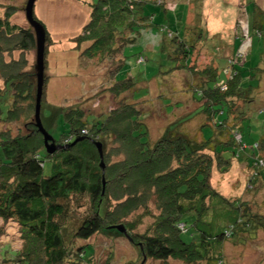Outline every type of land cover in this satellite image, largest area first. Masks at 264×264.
<instances>
[{"label":"trees","instance_id":"1","mask_svg":"<svg viewBox=\"0 0 264 264\" xmlns=\"http://www.w3.org/2000/svg\"><path fill=\"white\" fill-rule=\"evenodd\" d=\"M155 6L168 10L158 0L93 1L89 22L73 39L75 48L88 43L82 57L113 61L124 56L125 48L145 42L144 32H161L159 47L175 64L166 73L188 70L197 77L199 82H192L190 89L198 107L153 140L143 113L134 104H120L102 118L79 105L72 106L65 110L68 129L55 139L60 147L54 154L46 151L43 135L34 124L36 75L30 56L36 50L35 32L30 25L13 21L18 12L14 5H7L0 15V98L8 106L5 113L0 105V120L7 125L24 124L17 133L0 130V218L4 223H17L22 239L20 249L12 250L9 245L1 248L9 264L91 263L94 249L90 256L87 249L92 244L77 246L76 242L103 232L126 236L139 250V264L147 259L226 264L225 243L237 234L249 235L256 222L264 223L252 214L248 202L222 194L212 183L214 169L227 174L237 158L252 169L247 186L264 185V151L247 158L236 153L226 156L234 146L264 150V138L248 145L242 135L243 123L249 117L247 103L256 98V89L252 84L243 86L239 62L231 63L237 53L235 45L232 59L228 58L222 68L228 72L233 64L232 73L220 82L221 68L208 65L201 72L195 68L196 46L193 50L190 43L197 39L187 37L188 28L178 31V26L167 33L155 23ZM258 35H264L262 22L251 25L250 36L254 39ZM241 39L236 41L241 43ZM167 42L172 50L166 49ZM50 45L47 30L46 71ZM138 63L144 64L145 58L138 57ZM123 64H118V71ZM125 79L117 82L123 87ZM127 80L128 89L137 85L132 77ZM49 82L50 75H45L42 107ZM257 86L258 90L260 82ZM169 100L172 109L165 112L172 114L179 106ZM55 110L45 117L49 127L42 117L48 131L55 125L59 113ZM198 115L203 120L199 136L188 137L181 132V124ZM206 128L212 129L210 136ZM81 137L83 140L73 145ZM95 142L103 144L104 168ZM46 161L50 162L48 173ZM85 196L89 212L73 229L72 202L83 208ZM148 217L153 220L148 227L143 232L136 230L138 221L142 224ZM118 225L126 232L114 227Z\"/></svg>","mask_w":264,"mask_h":264},{"label":"rangeland","instance_id":"2","mask_svg":"<svg viewBox=\"0 0 264 264\" xmlns=\"http://www.w3.org/2000/svg\"><path fill=\"white\" fill-rule=\"evenodd\" d=\"M96 0H37L35 14L46 26L51 35V45L48 48V67L46 75H50V82L46 86L45 101L42 107V117L53 115V109L58 111L55 125L49 132L58 140L63 132L68 129L64 121L65 110L79 105L90 115L96 118L119 107L120 104L131 103L143 113L144 121L149 127L150 137L158 139L168 129V126L177 120L189 116L198 107L192 98V82L196 76H191L188 70L178 73H166L175 64L166 58L164 50L159 47L163 33L144 32L143 40L134 46L125 48L122 55L116 56L112 61L86 59L82 57L88 43L75 48V37L82 33L89 22L92 13V3ZM157 1V0H151ZM166 9L160 6L153 7L156 24L162 25L165 32L187 29V37H194L190 45L194 51L193 64L200 72L208 65L221 68L219 81H225L229 71L222 69L228 58H231L233 46L237 50L231 63H238L243 70L245 87L250 84L256 89V98L247 103L248 118L244 121L242 135L248 145L257 143L264 138V73L259 72L264 67L255 69L259 62H264V35L250 36L251 25L262 22L264 24V0H158ZM27 0H0V15L4 14L7 5H14L18 12L13 16V21L19 25L28 26L25 16ZM183 31L182 33H185ZM190 32V33H189ZM193 33V35H191ZM242 37L241 43L236 41ZM246 37V38H244ZM74 42V43H73ZM166 49L172 50L167 42ZM241 53V54H239ZM84 54V53H83ZM145 58L144 64L138 63V57ZM240 56V58H239ZM125 57V58H124ZM241 59V60H239ZM31 63L36 61V50L30 56ZM125 62L120 71L118 64ZM187 72V73H186ZM199 72V73H200ZM195 73V72H194ZM196 74V73H195ZM254 76V77H251ZM128 77L136 82L135 87L128 89ZM127 78V79H125ZM125 79L123 87L117 80ZM261 79V80H260ZM260 82V88L257 85ZM0 86L2 84L0 83ZM226 90V88H223ZM3 97V96H2ZM179 107H174L172 114L167 113L172 109L171 102ZM3 112L8 106L0 98ZM195 108V109H194ZM62 112V113H61ZM5 115V114H4ZM91 121V118H89ZM203 120L199 115L181 124V132L188 137L199 136ZM24 126L23 123L13 122L9 125L0 120V130L11 129L17 133ZM47 127H49L47 125ZM199 129V130H198ZM207 136L211 128L205 129ZM197 134V135H196ZM251 147V146H250ZM247 148L240 150L234 146L226 153H236L239 157L247 158L253 152L259 153L262 148ZM46 172H49L50 162L46 161ZM252 169L245 161L233 160V167L227 174L213 171L212 183L222 194L230 197H241L251 206L252 214L260 217L264 222V185L260 187L247 186L250 181ZM264 178V169L261 170ZM262 178V179H263ZM249 187V188H248ZM88 197L82 200L84 207L80 208L77 201L72 202L73 215L71 220L73 229L89 212L86 203ZM137 216V215H136ZM133 215L132 217H136ZM132 218V219H133ZM131 219V218H130ZM153 220L145 218L143 223H137L136 230L143 232ZM257 223V222H256ZM252 228L249 235H235L233 240H228L224 245V263L226 264H264V223H258ZM71 224L69 228L71 227ZM77 246L92 244L87 249L88 256L92 255V262L84 264H139L141 259L137 246H134L126 236L116 233L103 232L90 240H78ZM9 245L12 250L21 248L19 226L11 221L4 223L0 218V264H9L2 255L1 248ZM146 260V259H145ZM143 264H187L183 261L170 259L168 263L147 259Z\"/></svg>","mask_w":264,"mask_h":264},{"label":"water","instance_id":"3","mask_svg":"<svg viewBox=\"0 0 264 264\" xmlns=\"http://www.w3.org/2000/svg\"><path fill=\"white\" fill-rule=\"evenodd\" d=\"M37 0H27L25 5V16L29 25L35 32L36 39V61L34 65L36 75V97H35V114L34 124L43 135L44 146L49 154H54L59 145L56 143L54 136L45 128L42 121V100L45 87V75H46V42H47V29L46 26L35 17V5ZM83 140V137L77 138L73 145ZM101 157V166L104 168L105 163L103 160V144L101 142H95ZM120 232H126L123 225L114 226Z\"/></svg>","mask_w":264,"mask_h":264},{"label":"crops","instance_id":"4","mask_svg":"<svg viewBox=\"0 0 264 264\" xmlns=\"http://www.w3.org/2000/svg\"><path fill=\"white\" fill-rule=\"evenodd\" d=\"M262 54H264V52H262ZM264 61V60H263ZM259 67H264V62H259L257 64V67L256 68H259ZM261 73H264V70L262 69V71H260ZM261 186V185H260Z\"/></svg>","mask_w":264,"mask_h":264},{"label":"built area","instance_id":"5","mask_svg":"<svg viewBox=\"0 0 264 264\" xmlns=\"http://www.w3.org/2000/svg\"><path fill=\"white\" fill-rule=\"evenodd\" d=\"M239 54H241V53H239ZM241 55H242V54H241ZM224 88H226V86H225Z\"/></svg>","mask_w":264,"mask_h":264}]
</instances>
